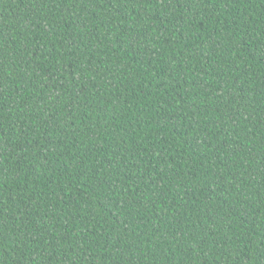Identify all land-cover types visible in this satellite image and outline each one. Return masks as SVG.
<instances>
[{"label": "trees", "instance_id": "trees-1", "mask_svg": "<svg viewBox=\"0 0 264 264\" xmlns=\"http://www.w3.org/2000/svg\"><path fill=\"white\" fill-rule=\"evenodd\" d=\"M0 264H264V0H0Z\"/></svg>", "mask_w": 264, "mask_h": 264}]
</instances>
